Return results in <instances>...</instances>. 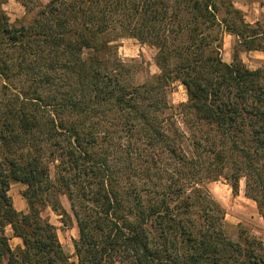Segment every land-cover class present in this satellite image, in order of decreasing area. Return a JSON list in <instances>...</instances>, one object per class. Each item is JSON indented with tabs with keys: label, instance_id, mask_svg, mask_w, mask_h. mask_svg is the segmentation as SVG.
I'll return each mask as SVG.
<instances>
[{
	"label": "trees",
	"instance_id": "obj_1",
	"mask_svg": "<svg viewBox=\"0 0 264 264\" xmlns=\"http://www.w3.org/2000/svg\"><path fill=\"white\" fill-rule=\"evenodd\" d=\"M7 1L0 264H69L42 214L51 206L67 224L61 196L79 229L78 264H264L263 242L231 238L207 188L225 176L237 194L246 178L264 217V68L240 58L264 51V29L230 0H49L21 25L10 22ZM221 30L237 37L230 63ZM123 37L157 49L160 75L134 82L115 55ZM177 80L188 100L173 106L167 90ZM13 182L27 187V212L14 206ZM8 227L22 245L11 246Z\"/></svg>",
	"mask_w": 264,
	"mask_h": 264
},
{
	"label": "rangeland",
	"instance_id": "obj_2",
	"mask_svg": "<svg viewBox=\"0 0 264 264\" xmlns=\"http://www.w3.org/2000/svg\"><path fill=\"white\" fill-rule=\"evenodd\" d=\"M48 2L49 0H8L3 8L11 23L16 25L29 24ZM230 2L234 8L243 13L247 23L254 26L258 25V27L264 29V0H230ZM224 17H226L225 8L222 6L219 11V18L222 20ZM218 34L220 37L218 45H221L222 58L225 62L230 63L233 61L237 37L223 30ZM114 45L116 46L115 55L131 67L134 82L142 84L147 82L149 78L160 75L161 71L156 64L157 49L151 44L143 43L133 37H123L117 38ZM240 58L250 69L264 68V51L241 52ZM167 98L173 106L186 103L188 93L185 86L178 80L174 81L167 90ZM172 131L173 129L170 128L169 132ZM182 145L188 154H192L193 149L188 135L183 139ZM231 183L225 176L207 183L211 196L225 210V230L227 234L237 240L241 233H246L248 236L262 241L264 245V217L260 213L257 202L246 196V178L240 179L239 192L237 193L240 196L234 194ZM26 188V185L22 183L13 182L9 194L12 199L19 198ZM243 191L245 195H243ZM60 200L68 214L67 219L69 221H67V224L63 223L61 216L55 213L51 206L46 205L43 207L45 209L42 214L44 218H47L57 227V234L68 256L69 264H78L75 243L79 239V229L68 198L61 196ZM12 246L16 247L15 244H12Z\"/></svg>",
	"mask_w": 264,
	"mask_h": 264
},
{
	"label": "crops",
	"instance_id": "obj_3",
	"mask_svg": "<svg viewBox=\"0 0 264 264\" xmlns=\"http://www.w3.org/2000/svg\"><path fill=\"white\" fill-rule=\"evenodd\" d=\"M240 193H242V191H240ZM243 195H245L244 191H243ZM237 196H240V194H237ZM13 203H14L15 208L18 211L27 212L28 204H27V201L25 200V198L23 196H20L19 198H13ZM6 233L11 238L10 239L11 246H12V244H15V246L22 245L23 242L20 238L13 237L12 230L10 227L7 229Z\"/></svg>",
	"mask_w": 264,
	"mask_h": 264
}]
</instances>
